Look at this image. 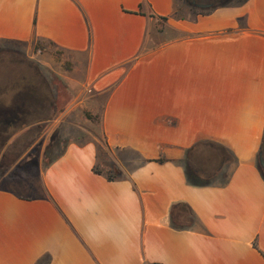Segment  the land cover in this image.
Wrapping results in <instances>:
<instances>
[{
	"label": "crops",
	"instance_id": "crops-1",
	"mask_svg": "<svg viewBox=\"0 0 264 264\" xmlns=\"http://www.w3.org/2000/svg\"><path fill=\"white\" fill-rule=\"evenodd\" d=\"M215 2L0 0V52L45 80L64 65L77 102L103 97L99 135L70 139L25 193L0 188V264H264V0ZM20 83L0 92V130L25 123L7 145L52 118ZM100 148L114 180L94 171Z\"/></svg>",
	"mask_w": 264,
	"mask_h": 264
},
{
	"label": "rangeland",
	"instance_id": "rangeland-1",
	"mask_svg": "<svg viewBox=\"0 0 264 264\" xmlns=\"http://www.w3.org/2000/svg\"><path fill=\"white\" fill-rule=\"evenodd\" d=\"M21 57L18 54L1 51L0 75L9 71L14 73L15 70L23 68L24 66L14 63V61ZM24 60L31 62L38 68V65L32 61L25 58ZM52 67L53 70L50 67H41L47 73L48 80L52 83L54 94V108H52L51 112L52 118L48 119L49 121L46 124L44 133L41 132V137L37 136L33 140H31V137L30 140L24 142L12 153L16 157L10 164H1L0 155V188L12 189L22 194L25 193L30 184L36 183L40 169H43L48 161V156L46 155L48 145H51L55 138L57 142L49 154L52 157L58 154L70 139H76L77 137L89 139L92 135H99L100 119L98 123H93L82 117V110L87 109L100 118V104L103 102V97L92 102V98H90L92 93L86 90L84 98H81L77 102L76 93L71 90L66 80L63 79L64 74L68 71L66 70L67 68L58 63L52 64ZM25 68L22 71L26 70ZM92 104L97 106L95 110L91 109ZM62 114H64L63 119L57 125L56 121ZM105 159H108L105 154L100 155L101 163ZM130 159L134 163L139 161V159L134 157Z\"/></svg>",
	"mask_w": 264,
	"mask_h": 264
},
{
	"label": "trees",
	"instance_id": "trees-1",
	"mask_svg": "<svg viewBox=\"0 0 264 264\" xmlns=\"http://www.w3.org/2000/svg\"><path fill=\"white\" fill-rule=\"evenodd\" d=\"M184 1L190 2V0H184ZM214 1H216L215 6H214V7H216L222 0H214ZM244 1H246V0H237V3L244 2ZM202 13L204 14V13H208V12H202ZM36 69L38 71V75H37L38 77L35 80V84H36V86H38V88L39 87L42 88V91H44L45 95H46V91H47V96L49 97L50 101H52L51 103L53 104L54 103V100H53L54 94H53L52 83L49 80H45L42 77V75L40 74L37 67H36ZM0 87H4V85L1 84ZM34 97L36 98V96H34ZM19 100H23L22 96H19ZM1 110L2 111H9L7 109H1ZM82 117L93 122V123H98L99 119H100L98 115L92 114L87 109L82 110ZM20 118L21 117L19 115L15 116L14 121H12V122L10 121L8 124H6V126H5L6 130H4L3 132L0 130V152L5 147V150H4L3 154L1 155V164H3V165L4 164H10L16 157V156L12 155V153L15 152L19 148V146L22 145L24 142L30 140L31 137H32L31 140H33V138L39 133L38 130H34V129L27 130V131L23 132L22 134L17 135L16 138L12 142H10V144L7 145V141L9 139V137L11 135H13L14 133H16L19 129H21L22 127L25 126V123H21L22 121L20 120ZM56 142H57V140L55 138L54 142L51 145H48V148L46 151V155L48 156V161L44 165L45 167L50 165L58 157V155L54 156V157L49 155L51 152V149L54 147ZM201 146H202V144H197V145L193 146L191 149L190 157L188 159L194 168L196 176L201 177V178L202 177L207 178L210 176L204 175V173L202 172L199 165H200V162H203L204 158L209 159V156H208V153H206L205 151L200 149ZM211 147H212V149L215 148L219 151L222 150L221 147H219V146L214 147V145H213ZM260 151H262V153L264 155V137L262 139ZM103 154H104V151L100 148L98 150V155H103ZM11 156H13L12 159H10ZM165 160L166 159H164V158H159V159H156L154 161L161 163ZM94 171L98 174H105L109 180H114L117 178V172H116L115 167L103 165V163H101V162H97L94 165ZM263 179H264V173H263ZM182 209L187 211L188 214L184 215L182 213ZM173 215L176 218V222H178V223H182V222L183 223L184 222L185 223H187V222L191 223V221H192V212L190 211L189 207L185 204L175 205L174 209H173ZM186 218H188V219H186ZM175 226L178 227L179 225L177 226V224H175ZM182 227H184V226H182ZM152 264H158V263H152Z\"/></svg>",
	"mask_w": 264,
	"mask_h": 264
},
{
	"label": "flooded vegetation",
	"instance_id": "flooded-vegetation-1",
	"mask_svg": "<svg viewBox=\"0 0 264 264\" xmlns=\"http://www.w3.org/2000/svg\"><path fill=\"white\" fill-rule=\"evenodd\" d=\"M199 1H205V0H196V2H199ZM209 1H212V0H209ZM14 63L26 67L25 68L26 70L22 71V69L24 68L23 67V68H19V70L18 69L15 70L14 73L9 71L5 74H1L0 75V85L3 84L4 87H0V92L1 90L5 91V89L8 87H12L15 84L16 80L20 78L21 83H22V84L20 83L21 86L28 88V89L31 88L32 91H35L39 94V96H37L36 98L34 97L35 98L34 101L40 102L41 104L45 103L47 106L52 104L51 103L52 101H50L49 97L47 96V91H46V95L44 91H42V88L39 87L41 90L40 92L38 91L39 88L35 84V80L38 77L37 76L38 71L36 67L31 62L24 60L23 57H21L20 59H17L16 61H14Z\"/></svg>",
	"mask_w": 264,
	"mask_h": 264
},
{
	"label": "water",
	"instance_id": "water-1",
	"mask_svg": "<svg viewBox=\"0 0 264 264\" xmlns=\"http://www.w3.org/2000/svg\"><path fill=\"white\" fill-rule=\"evenodd\" d=\"M258 161H259L260 167L264 170V155L262 151H259L258 153Z\"/></svg>",
	"mask_w": 264,
	"mask_h": 264
}]
</instances>
